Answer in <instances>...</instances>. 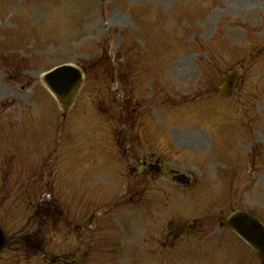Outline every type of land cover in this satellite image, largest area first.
Returning a JSON list of instances; mask_svg holds the SVG:
<instances>
[{"label":"rangeland","instance_id":"obj_1","mask_svg":"<svg viewBox=\"0 0 264 264\" xmlns=\"http://www.w3.org/2000/svg\"><path fill=\"white\" fill-rule=\"evenodd\" d=\"M144 41L147 49L142 46ZM125 48L130 49L127 62L139 64L142 73L151 65H141L158 63L161 70L156 72H164L166 76L155 84L164 82L171 90L177 82L193 85L199 80L200 65L206 86L203 90L213 94L208 79L217 80L228 67L245 65L239 89L233 96L223 100L216 96L206 98L201 108L203 115L209 117L224 113L234 117L230 126L240 127L242 145H233L232 154L225 151L226 155H219L216 150L221 151V147L214 142L216 150L205 157L207 163L196 164L209 176L206 177L209 181L193 184L192 191L187 190L185 196L179 193L178 199L172 201L180 206L189 202L193 208L207 207L212 212L220 207L249 208L264 220V173L259 176L250 173L247 162L250 146L256 147L264 138V0H0V223L3 228L11 230L12 224L18 227L28 220L41 200L39 193H29L27 189L32 186L30 191H38V186L33 185L43 182L40 161H50L49 175L55 170L56 164L52 162L55 160L65 172L68 168L67 175H75L72 169L79 158L77 148L83 146L76 145L74 140L85 142L89 135L85 129L106 126L96 122L89 103L96 105L97 115L102 110H106L107 117L116 114L114 126H119L118 84L124 79L120 55ZM101 53L109 54L115 61L92 66L94 70H89L76 94L75 107L64 119L61 104L44 86L43 73L65 62L78 66L90 60L99 62ZM165 63L174 65L164 71ZM5 64L7 71L3 68ZM180 67L185 74L178 76ZM171 77L177 82L171 81ZM142 80L147 82L149 76L144 74ZM171 103L175 111L183 104ZM152 110L154 121L150 117L151 123H145V127L157 126L160 115L165 116L168 108L159 106ZM174 125L183 129L178 121ZM203 126L202 138H205L208 129ZM52 127L57 128V133H51ZM78 130L85 136L80 132L77 137ZM223 133L229 138L222 140L223 145L234 139L228 135L227 128ZM56 138L63 143L70 141L64 151ZM203 142L206 144L204 139ZM234 154H238V160ZM186 158L192 156L186 154ZM225 160L240 170L238 181H219ZM215 162L217 169L212 171L209 165ZM209 217L215 222V214ZM212 232L214 238L230 239L224 232ZM238 250L237 255H231L239 257L238 264H247L242 249L238 247ZM3 256L4 250L0 253L1 264Z\"/></svg>","mask_w":264,"mask_h":264},{"label":"flooded vegetation","instance_id":"obj_2","mask_svg":"<svg viewBox=\"0 0 264 264\" xmlns=\"http://www.w3.org/2000/svg\"><path fill=\"white\" fill-rule=\"evenodd\" d=\"M138 66L127 65L124 71L122 126L102 132L92 144V164L105 167L111 162L106 157L113 156L119 165L115 174H98V181L84 187L75 180L70 192H64L60 178L46 179L41 224L26 220L7 234L2 264H208L206 224L192 222L186 208L171 207L167 184L175 183L152 165L164 161L193 177L171 163L172 150L201 149L203 144L185 132L144 126L148 102L174 100L154 88L145 95L142 79L132 77L142 74ZM143 74L155 82L154 72ZM237 176L234 172L231 180ZM30 231L35 239L28 238Z\"/></svg>","mask_w":264,"mask_h":264},{"label":"water","instance_id":"obj_3","mask_svg":"<svg viewBox=\"0 0 264 264\" xmlns=\"http://www.w3.org/2000/svg\"><path fill=\"white\" fill-rule=\"evenodd\" d=\"M44 80L49 88L61 98L68 96L75 89L80 80V72L71 65H62L46 73ZM227 224L237 230L260 253L264 254V228L253 216L238 212L230 218Z\"/></svg>","mask_w":264,"mask_h":264}]
</instances>
